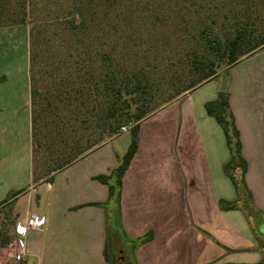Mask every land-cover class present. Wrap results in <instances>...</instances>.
I'll use <instances>...</instances> for the list:
<instances>
[{
    "label": "crops",
    "instance_id": "crops-1",
    "mask_svg": "<svg viewBox=\"0 0 264 264\" xmlns=\"http://www.w3.org/2000/svg\"><path fill=\"white\" fill-rule=\"evenodd\" d=\"M0 28V203L14 204L16 223L43 215L46 224L26 236L20 264H110L105 258L109 186L95 179L122 163L131 132L121 133L54 175L33 173L28 36ZM140 123L137 151L122 178L123 235L151 241L135 248L137 264H258L264 235L242 209L223 211L238 193L224 166L231 159L225 134L205 104L229 93L230 110L247 162L252 208L264 224V49ZM15 223V224H16ZM14 239V233L12 240ZM0 264H19L8 246Z\"/></svg>",
    "mask_w": 264,
    "mask_h": 264
},
{
    "label": "trees",
    "instance_id": "trees-1",
    "mask_svg": "<svg viewBox=\"0 0 264 264\" xmlns=\"http://www.w3.org/2000/svg\"><path fill=\"white\" fill-rule=\"evenodd\" d=\"M262 13L264 0H0V28L29 26L35 180L44 176L52 182L57 172L132 123L122 163L112 174L95 177L109 186V200L119 209L122 178L137 151L140 123L160 104L215 80L222 64L231 69L264 49ZM165 81L169 93L162 97ZM49 108L64 116L53 115L51 130ZM84 108L92 132L85 147L74 136ZM205 108L225 134L231 159L224 172L238 193L235 202L220 200V208L242 209L251 218L255 211L245 181L247 162L229 93L219 92ZM23 192L10 193L0 207L6 206L10 215ZM152 238L150 232L131 243L137 247ZM11 242L2 224L0 250ZM105 258L110 263L108 242Z\"/></svg>",
    "mask_w": 264,
    "mask_h": 264
},
{
    "label": "rangeland",
    "instance_id": "rangeland-1",
    "mask_svg": "<svg viewBox=\"0 0 264 264\" xmlns=\"http://www.w3.org/2000/svg\"><path fill=\"white\" fill-rule=\"evenodd\" d=\"M262 16L264 19V13H262ZM17 27L20 28L19 29L20 33L22 32L25 37L28 36L29 26L25 25V26H17ZM259 52H257V53H259ZM251 56H253V55H251ZM251 56H249V57H251ZM249 57H243L242 61L249 58ZM229 70L230 69L228 67H226L225 64H222V66L218 69V76L225 75V77H227V79H228L227 73L229 72ZM170 76H172V74L166 75L165 77H167V80H169ZM166 81L164 83V87H163L162 91L159 93V95L162 97L164 96V94L166 95L169 93V91L167 90L169 85L166 83ZM189 93H191V92H185V93L181 94L180 96H178L175 100H177V99H179V98H181V97H183ZM167 104H169V103L160 104L159 108L156 111L160 110L161 108H163ZM63 105L61 104L60 110L63 109V107H62ZM52 110H53V112H52ZM82 110H83V114L78 115V118L76 120L77 122L75 123V130L77 133L75 132L74 136L76 135L77 140L81 143L80 146L85 147V145L87 144V141L91 138L90 136L92 135V132L90 131V129H88L89 128L88 111H87L88 109L84 108ZM58 111L59 110H54L53 108H49V113H51L52 117H47V119H46L47 123H49V127L47 130H51V128H52L51 125L53 124L52 120L61 112V111H59V112ZM60 115L62 117H64L63 114H60ZM60 115H59V117H60ZM51 118H53V119H51ZM84 122H86V123H84ZM132 125L133 124L131 123V124L124 125L123 127H129L130 130L128 132H131ZM119 134H121V130L118 132L117 135L105 140L101 145L107 143L108 141H110L114 137L118 136ZM47 136H48V134H47ZM50 144L51 143H50L49 138L45 139V147L47 148L48 146H50ZM83 157H81V158H83ZM36 177H37V175H35V179H36ZM45 179H46V177L42 176L40 180L43 182H46ZM103 207L105 208L106 213H107L106 228H107L108 254H109L110 263H112V264H137L136 257H135V248L136 247H134V244L131 243L132 240H129L127 237H125L123 235L121 225H120L121 224L120 223V214H119V209L117 207V204L115 203L114 200H109V202L104 204ZM8 216H10V217H8ZM14 217H15L14 210L9 215V212H8V209L6 206L0 207V229L2 228V224H5L7 229L9 230V233L11 234V236H13V230H14V226L16 223V222L14 224L12 223ZM252 218L255 220L254 223L256 225L255 226L256 229L264 235V224H262L260 221H258L259 219L257 218L256 214H252ZM263 264H264V260H263Z\"/></svg>",
    "mask_w": 264,
    "mask_h": 264
},
{
    "label": "built area",
    "instance_id": "built-area-1",
    "mask_svg": "<svg viewBox=\"0 0 264 264\" xmlns=\"http://www.w3.org/2000/svg\"><path fill=\"white\" fill-rule=\"evenodd\" d=\"M129 127H122L121 133H126ZM46 224V218L43 215H33L24 223H16L14 226V239L9 247L13 252L14 259L17 263L24 262L27 255L26 236L33 230L42 229Z\"/></svg>",
    "mask_w": 264,
    "mask_h": 264
},
{
    "label": "water",
    "instance_id": "water-1",
    "mask_svg": "<svg viewBox=\"0 0 264 264\" xmlns=\"http://www.w3.org/2000/svg\"><path fill=\"white\" fill-rule=\"evenodd\" d=\"M221 91H226V92H227V90H226V89H222Z\"/></svg>",
    "mask_w": 264,
    "mask_h": 264
}]
</instances>
